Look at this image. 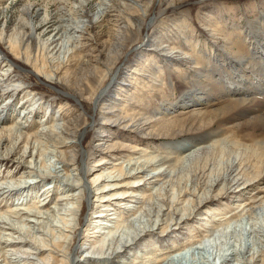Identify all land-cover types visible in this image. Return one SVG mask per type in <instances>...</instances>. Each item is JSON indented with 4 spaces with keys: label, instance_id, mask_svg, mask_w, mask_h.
<instances>
[{
    "label": "bare ground",
    "instance_id": "1",
    "mask_svg": "<svg viewBox=\"0 0 264 264\" xmlns=\"http://www.w3.org/2000/svg\"><path fill=\"white\" fill-rule=\"evenodd\" d=\"M136 1L141 0H97L94 4L92 0H21L20 4L15 7L20 9V19L16 24V28L13 29L10 35H6V29L0 31V43L6 40L11 49L10 51L14 53L11 57L5 52L7 56L5 60L11 65L8 66L7 63L3 65L6 68L1 69V74L8 75L14 67H22L20 57L23 48L26 50V62H29V54H33L34 51L31 46L27 45H29V42L30 45L35 44L31 42V37L28 38V34H30L38 41L36 50L38 54L36 55L39 56L44 51L43 60H52L50 66L54 71H50V74H44L48 81L50 83L53 79L57 82L63 81L66 86L68 85L73 90L70 93L72 98L78 104L80 103L77 104L76 112L64 110L65 106H60V110H63V112L57 117H53L47 110V118H45L43 126L49 125L47 128L49 130H41L40 134L36 132V135L31 132L30 126L26 125L31 120L29 116L33 117L37 111L39 112L36 106L37 98L34 95H30V106H35V108L28 112L26 108L23 114H18L14 125L1 126V123L12 121V116H14L17 107H15L14 112H11L12 115L9 114L8 117L5 116H7L9 110L6 113L4 111L2 114L0 113V186L12 183L17 185L15 189H11L7 185L0 188V264H70L69 262L73 261V255L78 264H84L83 261L90 260H81L82 256L79 255L85 247L93 251L97 249L96 254L104 255L102 259H91L90 261L93 264H125V260L121 256L133 252L134 246L135 248L141 245L146 247L147 244L143 242L149 239L150 241H156L158 245H163L168 239L172 244H175L174 242L178 240L173 238L175 233H178V230H181L183 225L187 224L192 218L200 215L199 212L202 207L228 194L231 188L230 185L233 182L238 185L237 187H241L253 179L251 173L244 176L238 173L231 179L244 160L242 159L236 166L230 162L227 165V171L223 175L221 172H210L208 181H204L202 184L196 180L189 187L188 185L183 186L181 183L172 184L179 186L176 192L171 189L167 191L163 186L159 187L158 195L162 200H160V206L154 207L156 201L154 198L157 197L150 195L147 198L143 192H139V186L143 184H140L141 179L146 178L144 183L147 181L155 183L153 188L157 189L158 187H155L157 183L163 182L169 176L161 169L165 166L167 168L174 166L173 157L168 154H151L145 157L143 161L140 158L137 161H132L136 159L133 156L139 152L138 150L144 149L137 144L132 145V142L128 146L126 143L120 145L122 146L121 150L129 148L127 161H130V169L125 168V161L123 163L109 162L103 157L93 170L92 178L87 180V174L92 172L89 165L91 149L85 145L87 136L93 135L95 132L102 135L109 132V130L118 131L114 127L115 124L107 127L106 121H112L108 117L114 111V106L111 105L119 103L118 105L121 106L124 103L121 106L122 113L117 116L119 118L116 119L117 123L129 119L130 123L126 124V127H137L142 132L144 130L151 132L148 124H150L153 117H146V114L141 111L142 109L137 110L133 100L141 103L137 106H143L145 103L149 104L151 102L153 96L150 92L153 90L160 92L161 85L159 83L164 84L163 66L157 62L158 65L154 67L145 62L137 64L130 81L134 87L130 88L119 86V75L117 72L112 71L114 61L118 59L126 46L128 34L134 29L133 24L135 22L130 17H136L141 12V8ZM180 1L170 0L169 3L166 1L162 10L151 18L149 24L154 27L159 20V15L166 13V11L172 9L173 4ZM93 28L97 30L96 33L93 32ZM237 29V36L232 33V36L228 37L231 47H228V42L223 44L222 47H218L213 42L212 49L208 54H202V51H199L197 41L188 42L191 46L190 51H184L182 48L177 49L166 42L165 44L164 42L154 44L155 49L157 45H160L161 55H166L168 57L166 59H170L168 62L164 61V65H170L171 71L181 59L186 60V64H194L193 70H189L184 66L186 71L188 70L193 87L190 85L182 87V96L174 103L165 104L161 102L162 107L158 108V112L162 117L159 122L166 123L164 115L167 116L168 111L177 108H181L182 111H197L199 114H207L208 112L215 114L220 111L216 114L215 120H212L213 118L209 119L207 122L209 126L221 125L222 123V129L220 130L226 132L225 123L230 121L229 125L234 126V136L238 134V131L248 130L250 132L245 139L250 143L254 140L257 143L254 148L260 147L264 150V12L257 19L249 21L247 26L244 25L242 28L239 26ZM188 32L189 27H183L181 33L186 34ZM236 37H239L238 41L235 40ZM103 38L107 39L106 43L100 42ZM160 40H164L163 36L160 37ZM246 41L250 44L249 49L243 48L246 46ZM108 42L114 44L113 50L112 48L110 50L106 48ZM149 42L150 36L148 35L140 47L141 50H143L142 48L153 50L154 47ZM186 43L187 41L182 45H186ZM52 45L53 48H50ZM0 50H2L1 44ZM213 52L214 56L212 57ZM153 57L148 60L152 61ZM158 58L160 57L158 56ZM35 61L38 63L39 58L36 57ZM41 65L46 66L45 63ZM72 67L73 69H71ZM39 73L43 74L41 71H36L38 77ZM94 77H99L103 81L107 80V82L92 99L93 104L96 105L88 113L85 105L80 102V97L84 93V86L90 84ZM20 81L23 82V80ZM123 93L128 98L125 102L118 101L123 100L121 99ZM219 103L221 105L218 108H211V106ZM3 114L4 116H2ZM87 117H90V119ZM83 118L85 122L84 127L81 128L79 122ZM98 120H102V123H99ZM155 126H151L155 128H152L153 131H156ZM23 128L26 130H23ZM173 129V125L168 128L169 131ZM183 129L184 127L181 131ZM196 129L202 131L204 127ZM214 133L178 141L176 144L177 154L180 152L184 155L190 152L188 155L189 160H196L203 153L209 156L214 151H224L225 148H231L232 146L236 148L230 152L233 155L238 154V151L242 155L243 152L247 155L251 151L250 149H253L252 146H245L237 138L229 147L224 145V141L215 142L209 146L206 143L212 139ZM42 136L47 137L48 141L39 147L37 154H39L41 148L52 149L51 154L53 158H56L55 160H58L60 168L64 169L62 171L65 172V175L69 176V167L73 166V168L71 167L73 170H80L77 173L80 179H77V181L67 180L66 187L62 189H58L57 182L48 188L51 181L46 179L43 182L49 183L42 193L45 198L39 199L37 190H34V192L28 191L31 185L26 180L36 178V173L31 167L34 163L33 151L35 147L33 141H40ZM111 141L113 140L104 137L96 145L105 149L113 143L112 147H114L117 141ZM192 143L196 144L190 146ZM145 152L149 153L150 151L146 149ZM40 155L43 156L44 153L40 152ZM9 158L17 164V168L2 172V168L8 165L4 160ZM179 159H183V156H180ZM109 160H111V157ZM23 162L26 167L22 175H25V178L21 176V179H16L18 165ZM107 162L109 164L114 163L111 169L103 166ZM42 164L47 167L44 160H42ZM262 164L264 165V161H262ZM206 167L207 163L201 172L206 173ZM58 170V167H55L54 171H50L58 173L60 172ZM201 172L199 174L195 172V177H198ZM19 181H25L24 185ZM56 181L58 180L56 179ZM42 183H39L38 187L42 186ZM34 188L37 189V186ZM242 188H248V186ZM57 189L58 194L56 196L58 198L54 201V206L51 207L49 202L53 200V191H57ZM89 198H93L91 212L88 215L87 223L82 226L84 218L79 217V215L81 211H83L82 216L87 211ZM122 199L124 203L120 202ZM147 199L148 202H146ZM186 202L185 207L179 208L180 205H184ZM139 204H146V207L141 210ZM243 204H246L245 201L242 202L241 206ZM246 206L248 208L238 218L236 217V220H229L210 235L177 249L164 259H159L152 264H178L180 260L182 261L189 254L196 258L197 255L202 254L204 248L214 245L215 241L223 234L228 235L226 231L228 232L236 224L242 227L247 223L252 224L253 227L258 226L259 222L264 224V197L250 202ZM52 208H57L58 211L55 212ZM121 208H125V210H121ZM139 213H142L143 217L148 216L149 221L146 225L140 220L137 224L127 223L130 218H137ZM247 216L251 218L247 219ZM125 223H127L126 228L131 231H123L122 234L117 236L119 229L124 227ZM157 225L158 228L156 229ZM166 229L168 230L166 231ZM188 230L193 232L192 229ZM157 231L160 232L157 233ZM226 236L225 238L222 237V240L223 238L228 240L229 235ZM107 243L108 246H106ZM225 244V249H223L227 252L230 250V246L229 243ZM156 252L157 250L150 249V252L145 254L153 259ZM260 252H262L261 255L259 251H253L241 264H259V262L264 264V246ZM135 256L134 264H141V260H137L138 255ZM203 259V264H210L211 260L204 257Z\"/></svg>",
    "mask_w": 264,
    "mask_h": 264
},
{
    "label": "rangeland",
    "instance_id": "2",
    "mask_svg": "<svg viewBox=\"0 0 264 264\" xmlns=\"http://www.w3.org/2000/svg\"><path fill=\"white\" fill-rule=\"evenodd\" d=\"M20 1L15 2L13 0H0V12L2 13H0V31H2V29H6V35H10L11 32H13V29L16 28V24L19 22L20 9L15 7L20 4ZM96 1L97 0H92L93 4ZM166 1L167 3L170 2V0L136 1L141 8V12L136 17H130V19L135 22L133 24L134 29L130 32V34H128V39L123 52L119 55L118 59H116L112 65V71H115V73L117 72V74L119 75L118 85L124 86L125 88L134 87L133 85H131L130 81L131 75L137 68V64L145 62L151 67H154L158 64L163 66L162 76L164 78V84L159 83V85H161L160 92H158L157 90H153L152 92H150L153 96L152 100L149 104L145 103L143 106H137L141 105V103L137 100H133L135 103V107H137V110L142 109L141 111L146 114V117H153V119L151 120L152 122L150 121V124H148L149 130L153 133L145 130L144 132H142V130L137 127H126V124L130 123L129 119L124 120V122L122 123H117L116 119H119L117 118V116L122 113L121 106H123L124 103H122L121 106L118 105L119 103L111 105L114 106V111L108 117L112 121H106L108 124L107 127L109 125L112 126V124L114 126L115 124L116 126L114 127L118 129V131L114 132L113 130H109V132H105L102 134L110 136H102L97 132L93 133V135L87 136L85 145L91 149L89 165L91 167L90 171L92 172H89L86 178L87 180L88 178H92L94 173L93 170H95L96 166L101 162V158L103 157L106 158V161L109 162L116 161L117 163H123V161H125V168L130 169V161H127L129 148L127 150H121L122 146L120 145L126 143V145L128 146L129 143L133 142L132 145L137 144L144 149L138 150L139 152L133 156L136 159H133L132 161H137L139 158L141 161H143L145 157L151 154H168L169 156L173 157L174 166H172L171 168H167V166H165L163 169H161L162 172L167 173L169 176H167V178L163 182L157 183V185L155 186L158 187L157 189L153 188V185L155 183H149V181L144 183V181H146V178L141 179L142 181L140 182V184H143L142 186H139V192H143L145 194L144 196H147V198L150 195L158 198V189L162 186L167 191L171 189L172 191L176 192L179 186L172 184L181 183L183 186L188 185L189 187L192 185V182L194 180L202 184L204 181H208L210 172H221V174L223 175L227 171V165L230 162H232L233 165L236 166L239 164V162H241L242 159L244 160L242 162L243 164L240 168L237 169L236 172H234L231 179L238 173L243 176L251 173L253 174V179L245 185H242L241 187H237L238 185H235V182H233L230 185L231 188L228 194H226L223 198L212 201L202 207L201 211L199 212L201 213L200 215L192 218L189 222H187V224L183 225V228L181 230H178V233H175L173 238L178 239L176 242H174L175 244H172L169 241L170 239H168L164 242L165 245H158L156 241H150L149 239L143 242L144 244H147L146 247L144 245H141L135 248L134 246L133 252L123 254V256H121V258L125 260V264H134L133 260L136 258V254L138 255L137 260H141V264H152L159 259H164L171 252L186 245L195 243V241L197 242L204 236L210 235L215 229L226 224L229 220H236L238 216L240 214H243L244 210L248 208V206H246L248 203L264 197V165L262 164V161H264V150H262L260 147L254 148V145L257 144L254 140L250 143L245 139L250 131H238V134L234 136V126L229 125L230 121H227V123H225V128L227 129L226 132H222V130H220L222 129V123L221 125L217 124L216 126H209V124H207L209 119L213 118L212 120H215L216 114L220 113V111H217V113L215 114H210V112H208L207 114H199L197 111H182L180 110L181 108H177L175 110L172 109L171 111H168L166 113L167 116L164 115L167 121L166 123L159 122L161 121L160 118L162 116L159 115L158 108L162 107V103L164 102L165 104H170L176 102L182 96V87H184L185 85H190L191 87H193L188 75V70L186 71V68H184V66L191 70L192 68H194V64H186L187 61L181 59L180 61H178V65L174 66L173 71H171L170 65H164V61L168 62L170 59H166L168 58L166 57V55H161L162 52L159 51V49H161V46L157 45L156 49L154 47V44H161L162 42H164L165 44L166 42L172 44L177 49L182 48V50L186 51L191 48L190 43L188 42L197 41L199 51H202V54H208V52L211 51L213 42H215L218 47H222L223 44L228 42V47H231L232 45H230V40L228 41V37H231L232 33L237 36V27L239 28L240 26V28H242L244 27V25L247 26L249 21L260 17V15L264 12V0H181L179 3L173 4L171 6L172 9L166 11V13L164 14L159 15L157 24L152 27L153 25L151 26L149 24L151 18L154 17V15L159 14ZM186 26L189 27V32L186 34H182L181 31L183 30V27ZM233 28L235 29L233 30ZM92 30L95 33L97 32L95 28H93ZM148 35L150 36L149 43L153 45L155 51L154 49L148 50V48H146L145 50L144 48H142L143 50H141L140 48L144 43V40L147 39ZM162 36L164 38L163 41L160 40V37ZM29 37H31V42L35 43L30 45L29 42V45L26 44L27 46H31V49H33L34 51L33 54H29V62H26V50L23 48L22 55L20 57V65H22L23 68L18 66L14 67V69L8 75L1 74V69L6 68V66L4 67L3 65L7 63L5 60L7 57L5 55V52L11 57L14 55V53L10 51L11 49L9 48L6 40L0 43L2 46V50H0V113L2 114L3 111L4 113H6L7 110H9L7 116H5L8 117L11 112L15 111V107H17L16 112H14V116H12V121H10L9 123H1V126L6 124H9L8 126L14 125L16 123V119L18 118V114H23L26 108L27 112L35 108V106H30V95H34L37 98L36 106L38 107L39 112L37 111V113H35L33 117L29 116L31 120H29L26 125L30 126L31 132L36 135V132L40 134L41 130H45L49 126L48 124V126H43L45 123V118H47V110L50 114H52L53 117H57L63 112V110H60V106H65L64 110L76 112L77 107L80 103L78 104V102H76V100L72 98L70 93L73 92V90L69 88L68 85L66 86L63 81L57 82L55 79L52 80V83L48 81L44 74H50V71H54V69L50 66V62L52 63V60L50 58V61L48 59L46 61L43 60V57L45 56L43 55L44 51H42L39 56L36 55L38 54V52L36 51L38 48V41L35 40L33 36H30V34H28V38ZM235 40L238 41L239 37H236ZM186 41V45H182ZM100 42L106 43L107 39L103 38L100 40ZM245 44L246 46H244L243 48L249 49V42L246 41ZM106 45L107 49H114V44L112 42H108ZM50 48H53V45L50 46ZM243 53L245 52L243 51ZM152 56H154L153 60H148ZM158 56L160 58H158ZM213 56L214 52L212 53V57ZM36 57L39 58L38 63H36L35 61ZM42 63H45L46 66L43 67L41 65ZM9 64L10 63H7L8 66ZM71 69H73V67ZM36 71H41L43 72V74L39 73L38 77L36 75ZM20 80H23V82H21ZM105 82H107V80L103 81L99 77H94L90 84H86L84 86V93L82 97H80V102L85 105V109L88 113H90L93 107L96 105L93 104L92 99L102 88V86H105ZM127 98L128 96L123 93L121 94V99L123 100L118 101L125 102ZM220 105V103L215 104L211 106V108H218ZM40 107H42V109H40ZM79 107L81 108V106ZM2 116H4V114ZM88 119H90V117ZM84 122V118L79 122L81 128L84 127ZM98 122L102 123V120H98ZM49 124L51 123L49 122ZM152 125H156V131H153V129L155 128L151 127ZM170 125H173L174 129L169 131L168 128L170 127ZM182 127H184L183 131H181ZM199 127H204V129L202 131H197L196 128ZM23 130L26 129L23 128ZM212 132H215V135L211 140H209L208 143H206L209 146H211L212 143L224 141V145L229 147L230 144L234 143L235 140L238 139L240 142L244 143L245 146H252L253 149H250L251 151H249L247 155H245L243 150V155L240 151H238V154L233 155L230 154V152L231 150H234L236 148L232 146L231 148H225L224 151H211L212 153H210L209 156L206 153H203L196 160H189L188 155L190 154V152L184 155L180 152H178L177 154L176 144L178 143V141L185 138L200 137L201 135H207ZM259 133H261V131H259ZM104 137H108L113 140L111 142L117 141V143H115L116 145L112 147V143L111 145H109V148L105 147V149H103L102 146L96 145ZM46 141H48V138L45 136H42L40 141L38 142L33 141V146L35 147L33 151L34 163L31 167L32 170L36 173V178H28L26 180L28 181V184L31 185V188H29L28 191L34 192V190H37L39 199L45 198L42 193L44 192V188L49 183L43 182L46 179L51 181L50 185H48V188L52 187L57 182L59 187L58 189L66 187L67 180L77 181V179H80V177L78 176L79 174H77L80 172V170H73V166L69 167V176L65 175V172L62 171L64 169L60 168L58 160H55L56 158H53V155L51 154L52 149L41 148L40 152L44 153V155L41 156L40 152L39 154H37L39 151V147L41 145H44L43 143H45ZM195 144L196 143H192L190 144V146H193ZM146 149H148L150 152L146 153ZM180 156H183V159H179ZM36 157L38 158L36 159ZM110 157L111 160H109ZM184 158L186 159L184 160ZM42 160L45 161L47 167L43 166ZM4 161L7 162L8 165H5V167L2 168V172L4 170L8 171L7 169L14 170L17 168V164H15L12 159L9 158ZM206 163V173L201 172ZM113 164L114 163L109 164L107 162L103 166L111 169ZM11 165L12 167H10ZM13 165L15 166L13 167ZM18 166V174H16L15 178L18 179L21 176H24L25 178V175H22L23 172H25V163L23 162ZM55 167H58V171L60 172L55 173L50 171H54ZM260 171L261 173L258 175ZM195 172H198V174L201 172V174L198 177H195ZM170 176H172V178H170ZM56 179L58 181H56ZM52 181H54L55 183H52ZM20 183L24 185L25 181ZM39 183H42V186L38 187ZM6 185L11 187V189H15V187L17 186L14 183ZM6 185L0 186V188L6 187ZM36 186L37 189L34 188ZM244 186H248V188H242ZM58 189L57 191H53V200L49 202V205L51 207L54 206V201H56L58 198L56 196L58 194ZM71 189L73 190L74 188ZM157 198H154L156 200L153 205L154 207L160 206V200L162 199L161 197H159V199ZM92 200L93 198H89V207L87 208V211L83 216V211L80 212L79 217L84 218L82 221V226H85V224L87 223L88 215L91 212L90 209ZM244 201L246 204H243L241 206L242 202ZM120 202L124 203V200L122 199ZM120 202L118 203L120 204ZM146 202H148V199ZM146 204H139L141 210L146 207ZM186 205L187 202L184 205H180L179 208H183ZM52 209H54L55 212L58 211L57 208ZM121 210H125V208H121ZM246 218L249 219L251 217L247 216ZM146 219H148V216L143 217L142 213H139L137 218H130V221L127 223L137 224V222L140 220L146 225L149 221V219ZM127 223L124 224V227L119 229V233H117V236L122 234L123 231L129 230L128 228H126ZM247 224L243 225V227L238 226L237 224L234 225L235 227H232L230 230H228V232L226 231L229 237H227V234H223L221 237H219L218 240L215 241L214 245L208 248H204V251L201 255H197L196 258H193L189 254L184 257L182 261L180 260L178 264H203V257L207 260H211L210 264H241L253 253V251H259L261 255L262 252H260V250L263 249L264 246V224L259 222V224H257L258 226L256 227H253V225L250 223ZM157 228L158 225L156 226V229ZM188 229H192L193 232H189ZM167 230L168 229H166V231ZM159 232L160 231H157V233ZM239 234L240 236L238 237ZM225 236L228 240L224 239ZM222 237H224L223 240ZM72 240L73 238L71 239V241ZM225 243H229L230 246V250L227 252L224 250V247L226 246ZM108 245L109 244L107 243L106 246ZM150 249L157 250L155 255H153V259H150L145 254L147 252H150ZM96 250L97 249H95V251ZM95 251L88 250L87 247L83 248V250H81V252L79 253V255L82 256L81 260L104 258L103 254H96ZM74 258L75 257L73 255V261L69 262L70 264H78L75 261L76 259L74 260ZM90 260L83 262L84 264H93Z\"/></svg>",
    "mask_w": 264,
    "mask_h": 264
}]
</instances>
